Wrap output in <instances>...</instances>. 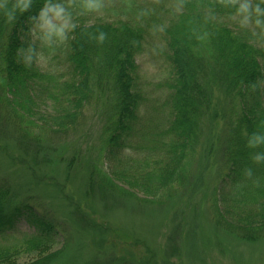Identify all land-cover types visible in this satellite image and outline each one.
<instances>
[{"label": "trees", "instance_id": "1", "mask_svg": "<svg viewBox=\"0 0 264 264\" xmlns=\"http://www.w3.org/2000/svg\"><path fill=\"white\" fill-rule=\"evenodd\" d=\"M58 2L74 21L48 63L26 66L25 54L18 51L21 45L39 44L29 32L28 17L39 10L43 0H34L29 12L18 15L15 23L6 22L0 12V126L12 122L19 131L20 150L28 156L30 149L41 146L43 134H63L84 121L86 108L99 106L102 116L108 118L100 136L106 157L122 167L126 149L149 156L137 159L134 170L129 166L119 171H90L88 197L98 188L102 199L112 191L113 196L166 208L172 204L170 199L182 207L185 203L181 201L194 200L202 193L213 209L212 232L219 228L236 241L262 242L264 158L257 159L264 154V142L257 143L264 137V23H256L258 18L264 19L256 11L260 0H247L243 3L248 5L246 9L232 0H160V30L165 41V52L161 51L169 69L167 81L158 86L166 95L149 119L142 113L149 97L139 86L136 60L151 29L159 24L156 15L129 4L120 7L127 19L88 24L68 0ZM82 11L92 10L82 7ZM164 15L170 16L168 23H164ZM245 15L255 29L241 32L242 36L229 27L227 19ZM213 86L223 89L231 101L224 118L233 127V135H228L223 148L212 131L220 115L219 105L213 104ZM28 93L33 96L23 101ZM16 159L20 165L26 161ZM70 159L75 161V157ZM208 161L219 165L212 187L204 177L208 169L204 162ZM13 190L0 179V234L13 230L20 220L27 221L36 233L10 246L0 245V264H19L23 254L33 256L25 264H58L66 248L55 246L63 235L60 226L38 213L31 197L14 195ZM61 200L67 220L77 224L80 233L94 231L95 239L88 236L98 246L96 258L104 256L108 247L104 249L106 240L99 235L107 238L109 227L83 210L80 199L64 196ZM173 218L166 255L175 238H187L188 243L199 228L197 220L202 221L201 217L195 219L192 229V218L190 223L183 215ZM175 249L180 252L179 245ZM123 260L106 258L104 264H125Z\"/></svg>", "mask_w": 264, "mask_h": 264}, {"label": "rangeland", "instance_id": "2", "mask_svg": "<svg viewBox=\"0 0 264 264\" xmlns=\"http://www.w3.org/2000/svg\"><path fill=\"white\" fill-rule=\"evenodd\" d=\"M68 1L71 7L73 5V10L76 9L75 12L81 13L80 16L88 24L101 19L116 21L126 18L120 7L129 4L142 9L145 13L152 11L156 15L157 24H159L151 29L145 40L143 53L137 58L139 86L141 89L144 88V94L149 97L142 113L149 119L151 114L158 110L157 106L160 107V100H164L165 89L158 86L167 81L169 69L161 51V49H165V41L160 30V0ZM232 1L243 4L247 0ZM77 5L79 6L76 7ZM82 7L92 11L84 13ZM164 7L169 8L166 5ZM64 10L66 18L71 16L65 8ZM248 17L247 15L244 18L234 16L232 19H227V22L234 32L242 35L241 32H252L255 29ZM67 19L69 23L74 21V18ZM164 19V23H168L170 16L164 15ZM262 88L261 92L264 96V86ZM222 91L223 89H219L218 86H213V104L219 105L220 115L215 118L212 131L218 134L220 148L225 146L228 135H231V138L233 135L230 134L233 127L230 128L229 122L224 118V114L228 111L225 107L230 100L226 99ZM48 111L47 107L46 112ZM84 117V121L79 126L66 130L63 134H43L41 146H34L30 149L28 156L19 148L20 143L16 140L19 131L15 130L12 122L0 126V179L11 184L14 195L31 197V203L37 206L38 213L51 218L60 226L63 235L55 246L58 245L57 247L62 248L66 245V248L58 264H104L106 258L108 261L124 258L122 262L126 261L125 264H145L147 261L152 264H264V240L259 243L241 242L228 236L222 229L215 228L212 232L209 226H213V209L209 197L206 198L202 193L196 194L194 200L186 198L181 201L180 203H185L182 207H180L181 204L178 206L170 199L172 204L166 208L151 206L122 196H113L109 194L112 191H107L102 199L98 188L94 189V193H88V197L86 195L88 190L86 179L91 171L90 162H96L100 169L109 172L119 171L120 168L124 170L129 166L134 170L138 168L136 167L137 159L144 160L149 155L141 154L131 148L126 149V154L121 156L124 164L122 167L118 166L117 162L113 161L114 159L106 157V150L103 149L100 140L108 119L107 116H102L99 106L97 108L91 106L86 108ZM208 130L211 131V127ZM17 157L25 158L26 161L23 165L19 164ZM73 157H75V161L70 159ZM62 159L63 161H61ZM204 164L205 167H208L204 175L206 185L212 187L219 165H214L210 161L204 162ZM70 169L72 171L69 174L67 171ZM149 169L145 168L144 170L148 171ZM119 184L122 185L120 182ZM60 189H62L61 192ZM137 193L142 196L139 192ZM64 196L67 200H71L72 196L76 200L80 199L83 210L91 213L97 223L109 227L111 234L107 237L108 243L104 245V249L108 247L104 256L96 258L97 252L95 251L98 247H94L93 240L80 233V227L77 224L67 220L68 212L63 207L61 200ZM187 200L188 204H186ZM195 204H198L197 209H193ZM12 211L13 209L10 210V212ZM177 214L178 216L183 215L189 223L192 218L191 226L198 217H201L202 221L205 220L206 223L197 220L199 228L191 227L196 234L191 236L189 242L187 243V238L185 241L179 237L175 238L173 249L166 255L168 236L175 225L173 217ZM185 223L187 226L189 225L188 222ZM185 230L187 233L189 227ZM89 231L91 237L95 239L94 231L92 229ZM158 232L160 237L156 238ZM35 233V228H32L27 221L20 220L13 230L0 234V245L10 246ZM219 241L225 242V246L222 247L221 245L224 243L220 245ZM178 245L180 252L175 249ZM154 252H157L158 255L155 256ZM28 257L33 256L23 254L19 264L28 262L30 260Z\"/></svg>", "mask_w": 264, "mask_h": 264}, {"label": "clouds", "instance_id": "3", "mask_svg": "<svg viewBox=\"0 0 264 264\" xmlns=\"http://www.w3.org/2000/svg\"><path fill=\"white\" fill-rule=\"evenodd\" d=\"M34 0H0V12H2L6 22L15 23L18 15L29 12ZM264 0L256 5V11L264 17ZM247 4L241 5L246 9ZM64 6L58 0H43L42 6L35 14H30L29 32L33 41L39 44L28 43L27 46L21 45L18 51L25 54L24 63L30 66L33 62L48 63L57 47L67 38L68 31L73 27L69 24L64 15ZM257 24L264 23V19L258 18ZM99 39H104L103 34ZM264 142V137H259L257 143ZM264 158V154H258L257 159Z\"/></svg>", "mask_w": 264, "mask_h": 264}, {"label": "bare ground", "instance_id": "4", "mask_svg": "<svg viewBox=\"0 0 264 264\" xmlns=\"http://www.w3.org/2000/svg\"><path fill=\"white\" fill-rule=\"evenodd\" d=\"M71 4H72V3H71ZM134 7H135V6H134ZM135 8H137V7H135ZM125 19H127V18H125ZM69 24H70V23H69ZM92 24H94V23H92ZM136 63H137V65L139 66V62H138V60H136ZM31 96H33L32 93L25 94V95L22 97V100L24 101V100H26V99H29V98H31ZM125 151H126V150H125ZM125 151L123 152V154H126ZM90 166H91V171H92L93 169H95V171H98L99 168H100L96 162H95V163L90 162ZM88 235H91V232H89V233L87 234V236H88ZM95 236H96V235H95ZM100 236H101V238H100ZM27 237H28V236H27ZM155 237H156V238L160 237V233L158 232V234H156ZM99 239H104V240H106V241H104V243H108L106 236H104V235H102V234L99 235ZM94 247H98V246H96V245L94 244Z\"/></svg>", "mask_w": 264, "mask_h": 264}]
</instances>
